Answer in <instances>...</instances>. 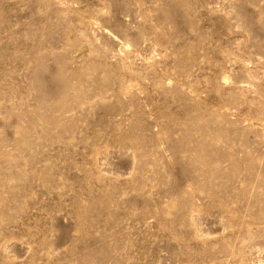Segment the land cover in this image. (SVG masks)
Wrapping results in <instances>:
<instances>
[{
    "label": "rangeland",
    "instance_id": "rangeland-1",
    "mask_svg": "<svg viewBox=\"0 0 264 264\" xmlns=\"http://www.w3.org/2000/svg\"><path fill=\"white\" fill-rule=\"evenodd\" d=\"M0 264H264V0H0Z\"/></svg>",
    "mask_w": 264,
    "mask_h": 264
}]
</instances>
